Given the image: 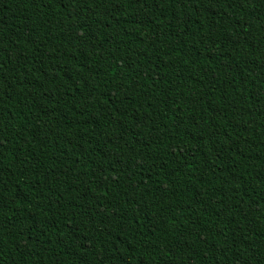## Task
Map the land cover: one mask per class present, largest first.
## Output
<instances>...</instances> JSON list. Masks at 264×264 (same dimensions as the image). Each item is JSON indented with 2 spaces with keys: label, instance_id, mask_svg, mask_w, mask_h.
I'll return each mask as SVG.
<instances>
[{
  "label": "trees",
  "instance_id": "16d2710c",
  "mask_svg": "<svg viewBox=\"0 0 264 264\" xmlns=\"http://www.w3.org/2000/svg\"><path fill=\"white\" fill-rule=\"evenodd\" d=\"M0 264H264V0H0Z\"/></svg>",
  "mask_w": 264,
  "mask_h": 264
}]
</instances>
